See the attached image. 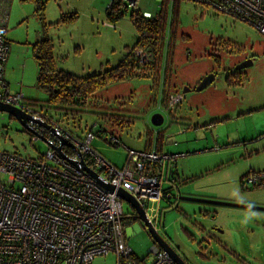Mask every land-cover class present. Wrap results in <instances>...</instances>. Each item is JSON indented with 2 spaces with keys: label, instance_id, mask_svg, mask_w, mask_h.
<instances>
[{
  "label": "rangeland",
  "instance_id": "rangeland-1",
  "mask_svg": "<svg viewBox=\"0 0 264 264\" xmlns=\"http://www.w3.org/2000/svg\"><path fill=\"white\" fill-rule=\"evenodd\" d=\"M39 1L44 4L41 19L35 12L36 0H6L9 49L4 80L11 92L22 93L33 108L45 111L49 107L47 94L36 84L33 43L49 39L59 68L89 75L116 65L134 46L139 33L129 18L131 8L117 21L108 20L106 8L111 0ZM135 8L154 15L160 1L137 0ZM165 10L171 52L166 53L165 48L161 60L162 67L165 61L173 63L174 73L170 85L164 87L182 94L180 102L172 108L165 106L162 73L157 81L155 69L151 76L144 73L109 84L106 93L100 89L96 96L112 104L117 100L114 106L125 109L130 124L117 133L125 146L144 150L161 143L163 152L185 154L169 162L175 169L178 161L177 189L171 191L174 195L168 202L160 201L156 217L154 211L149 212L157 231L186 263L264 264V210L176 198L264 207V182L252 189L253 184L247 181L264 170V36L246 21L188 0L170 2ZM61 14L64 20H60ZM240 54L253 59L239 78L233 61ZM212 67L215 78L205 88L195 90L197 75L210 72ZM185 87L188 90L183 91ZM48 112L53 117L62 114L61 110ZM103 112L95 108L81 112L76 131L99 129L102 122L98 113ZM154 113L163 115L162 124L151 123ZM106 138H110L108 132ZM90 144L115 166L123 164L124 145L114 146L97 136ZM0 149L34 156L44 153L47 145L41 139L32 140L15 116L0 111ZM169 186L165 180L162 189ZM121 202L125 213H135L126 200ZM134 220L130 226L138 229L127 237L128 244L137 257L147 255L149 259L153 239L142 222ZM91 264H115V255L98 256Z\"/></svg>",
  "mask_w": 264,
  "mask_h": 264
},
{
  "label": "built area",
  "instance_id": "built-area-1",
  "mask_svg": "<svg viewBox=\"0 0 264 264\" xmlns=\"http://www.w3.org/2000/svg\"><path fill=\"white\" fill-rule=\"evenodd\" d=\"M121 1L136 9L137 0ZM188 1L246 21L264 36V0ZM7 13L6 0H0V102L32 117L27 120L32 132L25 130L32 140H43L47 150L24 156L0 149V264H91L96 257L109 253L115 255V264H178L154 242L149 259L147 255H135L124 234L127 213L123 211L122 199L102 183L130 193L157 229L153 219L159 213V203L168 202L171 191L176 189L169 162L179 154L156 147L135 150L121 143L119 136L110 135L109 142L124 145L126 150L123 164L117 167L90 144L92 137L97 136L93 132L76 136L51 116L33 108L22 93L11 92L4 80L9 49L5 37ZM142 15L148 18L151 14ZM134 55L141 63L151 60L147 52L137 48ZM179 98L171 96L165 106H172ZM81 161L97 173V179L82 167ZM165 180L170 186L162 189ZM247 181L262 184L264 170ZM149 211L156 213L153 218Z\"/></svg>",
  "mask_w": 264,
  "mask_h": 264
},
{
  "label": "trees",
  "instance_id": "trees-1",
  "mask_svg": "<svg viewBox=\"0 0 264 264\" xmlns=\"http://www.w3.org/2000/svg\"><path fill=\"white\" fill-rule=\"evenodd\" d=\"M36 2H39V4L36 5L35 12L40 15L41 19L44 4L39 0H36ZM167 4L168 2L160 1V9L156 14L150 15L148 18L143 16V12L138 8H131L129 18L139 33L136 43L122 56L116 65L107 67L96 73L79 75L61 69L55 63L49 39L42 38V40L33 43L32 52L37 63L36 84L46 92L45 102L46 106H49L48 109L45 107L44 114L51 116L48 112L49 109L57 112L61 110L62 114L58 112L59 117H51L71 133L76 136H82L86 132L91 131L107 142H109V138H106L107 132L109 135H117L119 131L128 126L130 120L126 116L125 109L119 107V105L117 107L114 106L117 98L115 99L116 102L112 104L106 99L97 97L96 92L100 89L105 92L107 91V85L123 81L132 76H141L144 73H149L148 75L151 76L153 69L157 70V72L154 71L157 74L156 77L158 76L157 81L159 80L160 73H162V84L164 86L170 85V77L174 73L172 64L165 61L163 69L161 60L165 48H167L166 53L170 54L171 52L169 49L171 36L169 37L165 33L167 24L165 6ZM120 5H123V8ZM126 9H129V7H127L125 2L111 0L106 8V16L110 22H115L124 15ZM63 17L64 15L61 14L60 20H64ZM72 17H75V15ZM174 22V19L170 22L173 35L175 32V27H173ZM137 47H145L147 49L151 57L150 62H139L137 56L134 55V50ZM163 102L165 103V100ZM92 108L104 110L103 113H98V117L102 122L101 126L96 131L85 130L82 133H78L76 129L79 128V114ZM158 144L159 146L156 148L161 150V143ZM171 177L173 178V182L176 183V179L174 178H179L178 170H171ZM257 185L259 184L253 185L251 188L253 189ZM135 218L134 214L127 213L125 214L124 221L127 219L126 224L128 225L133 223Z\"/></svg>",
  "mask_w": 264,
  "mask_h": 264
},
{
  "label": "water",
  "instance_id": "water-1",
  "mask_svg": "<svg viewBox=\"0 0 264 264\" xmlns=\"http://www.w3.org/2000/svg\"><path fill=\"white\" fill-rule=\"evenodd\" d=\"M246 66V64H245ZM237 67H242V65H239ZM213 75L208 74L205 77H203L200 82L196 85L195 90L199 91L203 88H205L208 84L211 83L213 80ZM186 89H183L185 91ZM0 111L8 112L9 114L15 116L19 122L23 125L24 129H27L31 131L30 127L27 124V120L32 119V117L24 112L23 110L14 107L13 105L5 104L3 102H0ZM163 115L161 113H154L151 116V123L154 126H158L162 124L163 122ZM40 125L44 127H48L45 122L38 121ZM32 132V131H31ZM62 143H66V140L62 139ZM58 150L60 148L58 147ZM82 167L88 171L93 177L97 179V173L88 168L83 161H81ZM104 187L109 190L110 192L115 191L116 195L120 197L123 200H126L134 209L135 217L136 219L140 220L142 224L144 225L146 231L148 232L149 236L153 239V242L156 243L161 249H163L176 263L178 264H187L186 261L183 259V257L176 251L174 247H172L169 242L157 231V229L153 226V224L148 220L146 213L142 206L135 200V198L128 193L126 190H124L122 187H118L116 190L113 185L111 184H104ZM177 189V187H176ZM177 199H184V200H191V201H198V202H204V203H212V204H219L224 206H233V207H240V208H251V209H257V210H264V207L262 206H254V205H247V204H241L238 202H230V201H223V200H215V199H205V198H197V197H185V196H176Z\"/></svg>",
  "mask_w": 264,
  "mask_h": 264
},
{
  "label": "flooded vegetation",
  "instance_id": "flooded-vegetation-1",
  "mask_svg": "<svg viewBox=\"0 0 264 264\" xmlns=\"http://www.w3.org/2000/svg\"><path fill=\"white\" fill-rule=\"evenodd\" d=\"M138 49H140L142 52H143V49L142 48H138ZM242 54H240V57H236L235 59H234V61H233V70H234V74L236 75V76H238L239 78L242 76V74H243V69L248 65V64H251L252 63V59H253V57H248V55H243V57L241 56ZM237 56V55H236ZM214 59H215V57H214ZM245 64H246V66H245ZM239 65H242V67H237V66H239ZM172 68H173V63H172ZM163 69H164V67H163ZM174 69V68H173ZM208 74H212L213 76L215 75V67H212L211 68V71L210 72H208V71H206V72H204L201 76H199V77H197L196 79H198L197 80V84L200 82V80L203 78V77H205L206 75H208ZM213 78H215V76L213 77ZM173 85H174V83H173ZM184 89H186V90H188V88L187 87H185ZM162 92H163V100H167L168 98H170L171 96H180V98L172 105V106H168L169 108H172L174 105H176V104H178L179 102H180V100L182 99V94H179V92H177V90H175V91H171V89L170 90H167V88H165L164 87V85H163V90H162ZM178 94V95H177ZM256 185V184H255ZM174 191V190H173ZM172 194V193H171ZM172 195H174V194H172Z\"/></svg>",
  "mask_w": 264,
  "mask_h": 264
},
{
  "label": "crops",
  "instance_id": "crops-1",
  "mask_svg": "<svg viewBox=\"0 0 264 264\" xmlns=\"http://www.w3.org/2000/svg\"><path fill=\"white\" fill-rule=\"evenodd\" d=\"M7 9H8V7H7ZM174 70V69H173ZM197 77H199V74L197 75ZM196 77V78H197ZM103 93H106V91L105 92H103ZM107 100V99H106ZM108 101H110V100H108ZM157 147V146H156ZM162 150V149H161ZM166 153H169V154H179V156L178 157H183L185 154L184 153H170V152H166ZM177 159V158H176ZM177 164H178V161H177V163H176V168L174 169V168H172V170H178L177 169ZM174 179H176V178H174ZM126 221H127V219H126ZM126 221H125V224H124V234H125V236H126V238L133 232V231H136L137 229H138V227L137 226H135V227H133V229H132V227L130 226V224H126ZM134 223V222H133Z\"/></svg>",
  "mask_w": 264,
  "mask_h": 264
}]
</instances>
